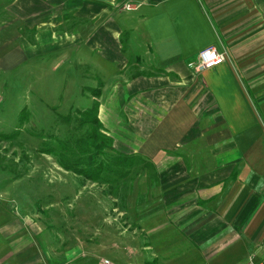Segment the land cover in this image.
Masks as SVG:
<instances>
[{
	"label": "crops",
	"instance_id": "crops-1",
	"mask_svg": "<svg viewBox=\"0 0 264 264\" xmlns=\"http://www.w3.org/2000/svg\"><path fill=\"white\" fill-rule=\"evenodd\" d=\"M208 46L225 61L196 73ZM43 56L83 71L113 151L152 166L120 211L136 215L137 263L261 262L264 0H0V71ZM93 186L83 212H117ZM30 216L0 223V264H72L82 245Z\"/></svg>",
	"mask_w": 264,
	"mask_h": 264
},
{
	"label": "rangeland",
	"instance_id": "rangeland-1",
	"mask_svg": "<svg viewBox=\"0 0 264 264\" xmlns=\"http://www.w3.org/2000/svg\"><path fill=\"white\" fill-rule=\"evenodd\" d=\"M48 57L43 56L40 62L30 60L15 71H0V223L8 218L28 222L30 215L39 212L43 225L53 226L54 232L60 225L61 237L68 232V240L82 245L72 264H135L147 257L133 253L129 244L136 215L120 211L126 209L124 198L133 184L135 193L143 192L144 178L151 177L152 169L137 161L128 179L105 177L109 182L116 179L118 185L96 184L64 171L52 156L41 153L44 146L55 147L57 139L82 133L73 113L91 106L82 97L83 80L80 88L76 87V78L83 71L68 65L56 71ZM84 91L92 95L97 89ZM69 114L72 119L67 122L63 117ZM107 153L115 155L114 151ZM136 171L137 176L133 175ZM72 178L78 184L71 185ZM88 186L112 195L119 212H83ZM51 203L56 206L50 208ZM137 233L138 242H145V234ZM2 242L0 238V249Z\"/></svg>",
	"mask_w": 264,
	"mask_h": 264
},
{
	"label": "trees",
	"instance_id": "trees-1",
	"mask_svg": "<svg viewBox=\"0 0 264 264\" xmlns=\"http://www.w3.org/2000/svg\"><path fill=\"white\" fill-rule=\"evenodd\" d=\"M98 94L99 90L95 91L93 96L97 97ZM98 106L99 104L94 100L90 108L84 111L75 110L74 120L77 121L79 129L83 128V132L76 135L70 134L63 140L57 139L55 147L44 146L40 149L41 153L52 156L64 171L96 184L109 183L112 185L114 182L118 185L117 180L124 181L133 173L131 171L136 168L137 161L152 168L138 155H123L114 152L115 155L110 156L107 153L108 151L113 152L112 140L103 133V127L98 121ZM63 119L70 122L72 117L69 114ZM107 175H112L117 180L109 182L105 180ZM133 175L137 176L138 172H134Z\"/></svg>",
	"mask_w": 264,
	"mask_h": 264
},
{
	"label": "built area",
	"instance_id": "built-area-1",
	"mask_svg": "<svg viewBox=\"0 0 264 264\" xmlns=\"http://www.w3.org/2000/svg\"><path fill=\"white\" fill-rule=\"evenodd\" d=\"M225 58V54L220 52L215 46H208L198 52L196 62L190 64L189 67L196 73H201L204 70L214 68L224 63ZM261 258L262 260L259 264H264V250ZM104 264H106V262H104Z\"/></svg>",
	"mask_w": 264,
	"mask_h": 264
}]
</instances>
